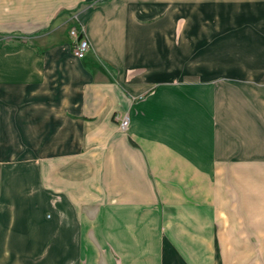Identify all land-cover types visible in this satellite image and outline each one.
<instances>
[{
  "label": "crops",
  "instance_id": "obj_1",
  "mask_svg": "<svg viewBox=\"0 0 264 264\" xmlns=\"http://www.w3.org/2000/svg\"><path fill=\"white\" fill-rule=\"evenodd\" d=\"M0 264H264V0H0Z\"/></svg>",
  "mask_w": 264,
  "mask_h": 264
},
{
  "label": "built area",
  "instance_id": "obj_2",
  "mask_svg": "<svg viewBox=\"0 0 264 264\" xmlns=\"http://www.w3.org/2000/svg\"><path fill=\"white\" fill-rule=\"evenodd\" d=\"M68 35L71 39V51L72 54L76 58H83L84 55L88 52L90 49V45L88 40L83 34V28L82 26H73L69 29ZM112 120L114 123L121 128L122 130L125 129L128 125V117L125 113L122 112H115L112 116Z\"/></svg>",
  "mask_w": 264,
  "mask_h": 264
},
{
  "label": "rangeland",
  "instance_id": "obj_3",
  "mask_svg": "<svg viewBox=\"0 0 264 264\" xmlns=\"http://www.w3.org/2000/svg\"><path fill=\"white\" fill-rule=\"evenodd\" d=\"M241 22H243V21H242L241 19H239V23H241ZM226 28L229 29L230 26H224V27L222 28V30L219 31L220 34L225 35ZM208 35L210 36V38H209V36H207V37H208V39H207V40H208V41H207L208 49H211V47H209V45H210V44L213 45L215 34H214L213 32H211V33H208ZM207 75H208V74H207ZM202 81H203V82H211V81H213V79H212L211 77H209V75H208L207 78L202 79ZM125 114H126L127 117H128V123H129V115H128V113H125ZM127 127H128V125H127ZM127 127H126L125 129H123V130H126ZM120 129H121V128H120ZM196 243H197V240L192 241L191 248H193V249H194V248H197V246H195ZM197 257H198V256H197Z\"/></svg>",
  "mask_w": 264,
  "mask_h": 264
}]
</instances>
